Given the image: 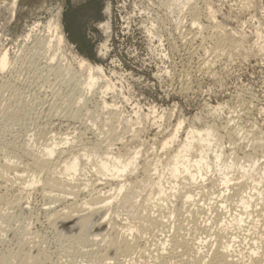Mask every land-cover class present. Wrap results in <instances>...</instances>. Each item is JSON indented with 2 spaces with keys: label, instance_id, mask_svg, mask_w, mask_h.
I'll use <instances>...</instances> for the list:
<instances>
[{
  "label": "rangeland",
  "instance_id": "1",
  "mask_svg": "<svg viewBox=\"0 0 264 264\" xmlns=\"http://www.w3.org/2000/svg\"><path fill=\"white\" fill-rule=\"evenodd\" d=\"M12 1H14L15 4L12 3ZM12 1L0 0V52L2 53L6 50L10 59L7 68H4V70L2 71L0 70V78L2 79H0V84H4V86L7 85L5 87L2 86V90L0 91V163L2 164L8 161L11 166L13 164V166L11 167L13 170L11 168L9 170H5V168L4 174H2L3 167L0 166V177L7 176L6 178H4L7 180V182L2 178L0 179V195H3L0 197H2V199H5L6 197L10 199L9 196L12 197L13 195L15 196V194L16 196H21L16 187L17 184L19 185L21 180L17 181L14 176L20 174L23 178H27L31 174L29 165L25 163L27 162L25 160V157H21L19 159L18 157H14L13 152L15 151V148L20 147L21 144L22 146L23 144L27 145L29 146V148H33L34 146V149H38L40 146V149H42L44 147V144L47 145L53 140L59 141L61 138L63 139L67 136L69 139L73 138V142L75 145H77L78 148H80L83 142L88 141L90 143H93L97 140L100 144L98 142L96 143H98V146L101 147V151L105 150L103 148H106L107 150L111 149L113 152H117L118 150L121 151V148H127L126 150L130 148V150H132L134 146L136 147L138 145V147L142 150V154L138 159V166H141L146 164V162L148 161L149 163H151L157 158L165 159L166 156L163 151H161L159 143L163 141V139L168 137V134L174 129V127H176L177 121L180 118L184 120V124L179 130L178 139L184 138V131L189 125L198 126L200 124L207 123L213 124L215 125V128H218V126L220 127L221 124L222 127H220V131L221 129H223V126L225 124L226 125L224 126V128L226 126L231 127L232 125L238 127L241 126L242 133L240 131V134H243L242 147L244 149H242V147L241 149L239 147H236V145H239V143L241 145V139L239 140V143L236 142V145H234L235 148L232 144H230L229 140L226 137L220 139L219 142L223 146L225 153V155L223 154L224 156L222 158V162H227L230 159L232 160V158L233 160L242 158L240 162H243L245 167L250 164V162H248L249 159L243 160V153L251 152V143L255 135L260 137L261 140L262 138H264V0H207L208 3H206L207 1L205 0ZM192 3H194L196 7H200L197 8L199 10L198 12L200 13H198V16L195 20L197 21V23L195 25L193 24L194 26L191 25V29L193 30L191 31L193 33L196 30V32L198 31L201 36L198 35L197 42L194 41L192 42V44H189L186 39L188 40V38H190L192 35L191 31H188L190 30L188 28L190 27L189 25L191 14H188L189 9H187V7H190ZM108 4L110 5L111 11L109 16L110 18H108L110 28L109 32L105 33L103 29L98 25L107 19V16L103 11ZM183 4L185 6L180 9ZM204 7H209L211 9L208 8L207 11ZM57 11H60L61 14L60 20L66 39L65 44H61L59 49L55 47L48 49L45 44V39L42 40V42L35 44L36 40L42 35H45V37L48 38L47 36L49 35V33H47L45 23L49 20L48 18H51L52 15H55ZM208 12H212V19L210 20L209 18L211 16L209 17ZM206 15L208 17H205ZM35 22H39V25L34 28V26L36 25ZM181 23L184 24L180 25ZM42 25L44 27H42ZM214 26L216 27L215 29ZM198 27H201L200 31V28ZM206 28L209 30H207ZM217 28L221 29V31L224 30L223 34L229 33L234 35V37H236L237 39L242 38L243 47L232 50L228 47L220 46L221 44H217L215 41L216 31L221 33V31H219ZM204 37L205 39L203 40L202 38ZM200 38L201 41L203 40L204 42H201ZM182 40L184 41L181 43ZM213 40L215 41V43ZM102 42L106 43L108 49L107 54L103 57L99 56L96 50L99 44ZM212 43L214 45L216 44L215 47H220L218 48L219 50L217 48L215 49ZM42 45L44 47H42ZM223 47H225L226 49ZM225 51L226 54L224 55ZM52 53H55V57L53 58V60H51L52 62H50L48 57H50ZM72 53L80 54L81 56L87 58L93 64H100L103 67L104 74L106 75L110 83V89L107 91L103 90L105 88L103 85H101V83L96 84L92 88L90 93L87 94L86 99L88 100L83 103V106L86 105L85 108L80 105L81 109L79 110V114L75 116L76 118L78 117L77 120H75L76 118L70 115L72 114V112L70 113L71 109L68 108L70 107L68 106L70 105V103L68 101V98L66 97L68 88L70 89L71 87H73V74H75L76 78H78L80 74V71H78L75 62L71 59ZM192 53L193 55H191ZM203 63L204 65H202ZM58 65L59 67H61V69L63 68L64 70H62L60 74L58 73V71H60L61 69L58 71H56L55 69L56 67L59 68ZM210 71H212L213 74ZM76 73L78 74V76ZM6 82L10 84L8 85ZM104 91L105 93L103 94L102 92ZM102 94L104 98L102 97ZM103 99L110 105L115 104V107H117L116 112L118 113V115L121 114L120 117L118 115L116 116H118L119 118H117L121 121H115L113 119L117 118H113L112 125L108 124L103 126V124H107V122L103 119V116L105 117L106 114V109L105 111L104 109L102 111L101 109L99 110V108H96L99 106L101 108L102 103L99 102H101V100ZM49 103L51 104V106ZM216 106H219V109L215 112H210L212 111L211 109ZM151 107L154 108L155 115L164 113V115L166 116H164V119L160 121V126L162 127H158V125L154 123V114L144 119V115L148 113ZM95 108L97 113L96 111H94ZM85 110L89 113H87ZM134 110H138V115H135L133 113ZM47 113H49L50 115ZM51 115L53 116L51 117ZM56 116L58 117L56 118ZM125 119L127 120L125 121ZM96 120H98L97 124L92 126V122ZM100 121L102 122V125ZM88 125L92 129L88 128L89 130H87V127H89ZM108 131L113 132H111V134H113L111 135V138L108 137ZM223 131L224 130L221 131L222 134L226 130L224 132ZM134 134H136V137H134ZM252 134L254 137L252 136ZM244 139L247 141H245ZM263 140L261 142L263 143L261 145V148L259 147L256 152L252 153L253 155L255 154L259 163L263 162L264 160ZM226 141L228 142L230 147ZM31 143L33 146L31 145ZM176 143L177 142L173 144V147L176 145ZM108 145L109 147H107ZM68 146V144L66 145L61 142L59 143L58 148L64 147V149H66ZM87 146L89 147L91 146V144H87ZM216 146H218V144H216ZM225 146L226 148L227 146L229 148L226 149ZM244 146L248 148L245 149ZM241 152L243 153L241 154ZM14 163H17L18 165H14ZM139 169L133 175H142V172L140 171L141 169ZM234 170L235 169H233L231 173L238 176V173H235ZM257 171H255L254 173L257 174ZM12 173H14L15 175ZM8 175L10 176L9 178ZM257 176L258 175H255V178ZM86 177H92V181H96L94 178L96 176L93 177L91 175L90 177V174H87V176L85 177L82 176L79 179L82 180ZM81 180L77 182H84ZM238 180L241 181L242 179ZM97 181V186L101 184L103 185V182L101 180L100 182L99 180ZM250 181V179L249 181H245L246 183L248 182L250 184H246L248 185V188L245 186L246 191L249 190V186H252V181L254 180H252L251 183ZM11 182H13V185L11 184ZM233 182L237 181L234 180L232 181V183ZM262 184H264V182H262ZM258 186L261 187L262 185ZM263 186L259 189L263 190ZM105 188V190L103 189V191H106L108 189L107 187ZM207 189L208 188L206 187V190ZM206 190L204 189L203 194L206 192ZM231 192L232 190L229 191V194H231ZM245 192L243 194H245ZM144 193L145 191L141 192V197H137V201L138 199L139 201L140 199H143V197L145 196H143ZM203 194H198V196L195 198V204L197 203L199 207L202 206L201 208L205 210H202V212L197 214L196 216L190 215L188 214V212H184L182 216L186 214L185 217L187 218L183 217V230H180V232L182 231L183 234L187 233V236L193 235L196 238L205 237V240L208 239V241L211 239L209 242L214 245V237L212 236V231L217 230H214V228H217V226L219 225V219L224 217L222 215H225V210L223 208L222 209L224 211L221 210V202L217 200L219 198H215L216 192H214L212 195L211 193L208 194V192L204 195ZM42 195L43 194L40 190H32L30 196L26 199L27 201L23 199V201H26V203H23L24 205L22 204L23 207H26L25 210H21L19 209V207H14L16 209H7V205L5 204L7 198L6 200L1 199L5 204L4 206L0 202V210L3 212V214L5 213V216H3L2 219V226H6L5 229L7 230L4 232L0 231V255H7L12 252L13 254L15 253L13 261L14 263L20 264L22 262L21 260H23L25 256H31L32 259H35L34 262L36 261V263L38 264H57L58 262L56 261V259L54 260V256L52 257H54L53 260L55 262H53L52 259L50 260V262L41 258L39 256L38 248H36L34 245L37 244L36 241L42 240V244H40V246L53 251V255H56V253L59 251L56 250L57 248L59 249L58 242L60 241L59 245H63L62 243H67L63 242L59 238L60 236H65L68 233H62V235L59 234L61 232V228L57 227L56 224H51L47 219V214L44 213V209H46L47 206H56V208H60L61 205L59 203H56L58 206L55 203L49 204V200L47 198H44L45 196L43 197ZM261 196L262 195H260L259 200L258 196H254L252 198L255 204L252 203L253 205L252 207H250V209L251 211L256 210L252 213L255 219H257V215L261 213V211L259 210H262V214L259 215L260 217H258V219H262L264 217V209H262L264 204V197H262V199ZM212 197L214 198V200ZM80 198L83 197L80 196L79 199ZM216 201L219 203H217ZM164 202L165 201H163L162 203ZM165 203L162 204L164 205V207L162 208H171V203H169L170 205ZM195 204H193L192 206L194 207ZM207 204L210 207H208ZM180 205V203H172V206H175V208H179ZM197 205H195L194 208L192 206L190 208L195 209L196 207H198ZM229 206L230 208H232L231 211L235 210L234 202H231V205ZM205 207H207L208 209ZM253 207L256 209H254ZM258 207L261 209H259ZM209 208H211V210ZM6 209L7 211H5ZM213 209L216 210L214 211ZM28 210H31L30 212L32 213H30ZM121 211L122 209H120L119 211L120 216L124 214V211ZM153 211H155V209ZM156 212L154 213L156 214ZM213 212H215V214ZM254 212L257 215H255ZM181 213L175 212L174 215H167V217H164V219H162L164 222L163 225L165 224L164 227L166 229L164 227V229L160 228V226L158 228L144 230L145 232L143 231L141 234H138L137 237L140 235L142 236V234L144 233L142 237H139L140 244L138 243V249L132 255V258H135L137 257V255H139V253L141 252L139 250H142V247L145 248L147 245L146 248L151 250L154 248V244H159L160 246L161 242L166 241V239L164 238H169V236L176 229L175 225L177 224V222L174 221V219L176 220ZM204 213L208 214L205 215ZM220 213L221 215H219ZM27 214H29V216L30 214L35 216L28 217ZM103 215V213L101 215H94L92 217L93 219H91V221L88 222L86 226H78V223L77 227H75L74 232H82L85 237L91 239L94 233L100 232L101 230H105L107 228L106 224H103L102 229L96 231L97 229L95 230V225L93 226L92 224L99 223ZM124 216L125 215H122L120 218H124ZM119 217L116 220L118 222L119 220L120 222H124V220L122 221ZM211 217L214 221L211 219ZM217 218L219 219L217 220ZM204 220L208 221V223H201ZM173 222H176L174 226L172 225ZM194 222L198 224L201 223L202 225H208L207 230L205 229L204 231H193L191 226ZM246 224L241 227L242 229H237L236 232V235H239V238L237 237L236 241L241 238L237 241L239 243H237L236 248L243 250V252H246V248L252 245L251 241L254 240L253 232H255V230H253V228L249 224H247L248 226ZM23 226L27 228L30 234L26 232V229L25 232H22ZM88 227L91 229V231H89L90 229ZM185 229L189 230L185 231ZM165 230L168 232L166 233ZM233 231L235 233V230ZM157 232L159 234H157ZM188 232L190 233V235ZM207 234L211 235V237H207ZM160 237H162L163 239H160ZM250 237L253 239L249 240ZM86 240L87 239L82 242L75 241L73 242L74 244L69 243V245L67 243L65 245L66 252L63 248L60 255L66 259L76 260V262H78L77 264H90L91 262L88 259L87 251H91V249L94 250L95 248L97 249L98 246H93L91 245L90 240L87 241L88 243L86 242ZM151 245H153V247ZM149 247L152 248L150 249ZM123 254L124 253L114 252L113 250H110L108 253V258L106 259L107 261L104 260V262H106V264H129L131 263L129 259H131V261L135 260L134 258L127 259ZM67 256L69 257L67 258ZM136 259H138V257ZM245 259L246 257H244V260Z\"/></svg>",
  "mask_w": 264,
  "mask_h": 264
},
{
  "label": "bare ground",
  "instance_id": "2",
  "mask_svg": "<svg viewBox=\"0 0 264 264\" xmlns=\"http://www.w3.org/2000/svg\"><path fill=\"white\" fill-rule=\"evenodd\" d=\"M205 1H207V0H205ZM5 3H6V1H5ZM12 3H14V1H12ZM206 3H208V1ZM184 4L180 7V9H182L185 6ZM193 4L194 3H192V5H190V7L188 6L189 8L187 7V9H189L188 11L190 12V13L188 12V14H191V20H192V21L190 20V25H189L190 27L188 28L190 30H188V31L192 30L191 25H193V24L195 25L197 23V21H195V20L198 16V13H200V12H198L199 10L197 9L200 7H198V6L196 7L195 4L194 5ZM3 5H5V4H3ZM204 6H207V5H204ZM204 8H206V7H204ZM208 8H206V10ZM209 9H211V8H209ZM10 12H11V9H10ZM103 12L107 16V19L105 21L101 22L98 26L100 28H102L105 33H108L109 28H110V23H109L108 18H110L109 16L111 13L109 4L104 8ZM211 13H209V17L211 16ZM11 15H10V17H11ZM60 16H61L60 11H57L55 15H52L51 18H48L49 20L45 23L47 33H49V35L46 33L48 35L47 36L48 38H46L45 35H42L40 38H38V39L36 38L37 40H36L35 44L42 42V40H44V39H45V42H46L45 44H46L48 49H51L52 47L59 49L61 44H65L66 39L64 36ZM205 17H208V16L206 15ZM210 19H212V16L209 18V20ZM191 22H192V24H191ZM38 23H36L34 28L39 25ZM182 24H184V23H181L180 25H182ZM42 27H44V26L42 25ZM183 28H186V27H183ZM198 28H200L199 29V31H200L201 27H198ZM210 28H211V26H210ZM215 28L216 27L214 26V29ZM207 30H209V29H207ZM218 30L221 31V29H218ZM43 31H45V30H43ZM192 31H191V34H192L191 37L188 38V40L185 38L189 44H192V42H194V41L197 42L198 35L201 36V34H199L198 31L196 32V30H195L193 33H192ZM214 31H216V30H214ZM223 32H224V30L221 31V33L216 31L215 41L217 44H219V45L221 44L220 46H225V47H228L232 50L243 47L242 38L237 39L236 37H234V35L229 34V33L223 34ZM3 35H5V34H3ZM26 36H28V35H26ZM182 36H185V35H182ZM186 36H187V34H186ZM38 37H39V35H38ZM202 39L204 40L205 37ZM183 41L184 40H182L181 43ZM200 41H201V38H200ZM213 41H211V42H213ZM215 41H214V43H215ZM215 45H214V47H215ZM42 47H44V46L42 45ZM225 47H223V48H225ZM202 48H203V46H202ZM216 48L217 47H215V49ZM218 48H220V47H218ZM3 50H4V48H3ZM96 50H97V53L99 56H102V57L105 56L107 54V50H108L106 43L105 42L100 43ZM225 54H226V51H225L224 55ZM191 55H193V53ZM54 57H55V53H52L50 55V57H48L49 61L52 62L51 60H53ZM71 59L75 62V65L77 66L78 71H80V74H79L78 78H76L75 74H73V76H74V77L72 76L73 81H74V82L72 81L73 87L70 86L71 88L70 89L68 88L66 97L68 98V101L70 103V105H68V106H70L68 108L71 109L70 113L72 112V114H70V115H72L74 118H76L75 116L77 114H79V110L81 109L80 105L83 106V103H85V101L88 100V99H86L87 94L90 93L92 88L96 84L101 83V85H103L105 88L103 90L107 91L110 89V85H109L110 83H109L108 78L104 74L103 67L100 64H93L87 58H85V57H83L77 53H72ZM9 60L10 59L8 57V53L6 50L3 51L2 53L0 52V70L1 71L4 70V68H7L8 64H9ZM198 62H200V61H198ZM202 65H204V63ZM58 67H59V65H58ZM55 69H56V71H58L61 69V67H59V68L56 67ZM64 69H65V67H64ZM62 70H63V68L60 71H58V73L60 74V72H62ZM67 70H68V68H67ZM210 72L212 73V71H210ZM77 76H78V74H77ZM81 77H83V78H81ZM2 86L5 87L7 85L4 86V84H0V91L2 90L1 89ZM100 91H102V90H100ZM105 91L102 93L104 94ZM103 94H102V97H103ZM247 101H245V102H247ZM99 103H102V105L100 104L101 108H100V106L96 107L97 105L95 107L99 108V110L101 109L102 111H103V109H104V111L106 109L105 113L107 114V116H106V114H105V117L103 116L104 121L107 122V124H103V126L108 125V124L112 125L113 124L112 119L117 118L118 116L120 117V115H121V114L118 115V113L116 112L117 107H115V104L110 105L104 99L101 100V102H99ZM50 106H51V104H50ZM78 106H79V108H78ZM85 106H83V108H85ZM96 108L94 111H96ZM49 109H50V107H49ZM218 109H219V106L213 107L211 109L212 111H210V112H215ZM90 112H91V110H90ZM87 113H89V112H87ZM96 113H97V111H96ZM133 113L135 115H138L137 114L138 110H134ZM47 114H49V113H47ZM153 114H154V116H153L154 123L157 124L159 127L160 121L162 119H164L165 115H164V113L163 114L160 113L159 115H155L154 108L151 107L149 109L148 113L144 115L145 116L144 119L148 118V116L153 115ZM70 115H68V116H70ZM116 115H118V116H116ZM52 116L53 115H51V117ZM57 117L58 116H56V118ZM77 118L75 120H77ZM117 119H113V120L118 121V122L121 121V120H119V119L117 120ZM126 120L127 119H125V121ZM78 121H79V119H78ZM129 121H130V118H129ZM97 122H98V120L92 122V126L97 124ZM100 123L102 125L101 121H100ZM100 123H98V124H100ZM183 124H184V120L180 118L177 121L176 127H174V129L168 134V137L163 139V141H161L159 143L160 144L159 146L161 147V151H163V153L166 156L165 159H167V160L157 158L151 163H149V161L146 162V164L141 165L142 167L138 166L139 165L138 159L142 154V150L138 147V145L136 147L134 146V148L132 150H130V148H128V150H126L127 148L126 149L121 148V151L118 150L117 152H113L111 149L107 150L106 148H103L105 150L101 151L100 150L101 147L98 146L100 143L97 140L96 141L94 140L95 142H93V143H90L88 141H87L88 143L83 142L84 141L83 140L82 144L80 142V144H81L80 148H78L77 145L74 144L73 138L69 139L67 136L63 139L61 138L59 141L53 140L52 142H50L47 145L44 144V147L42 149H40V146H39V148L37 147L38 149H34V146L32 145V143H31V145L33 146V148H31V147L29 148V146L24 145V144L22 146V144H21L20 147L15 148V151L13 152V154H14V157L15 158L18 157V159L21 157H23V158L25 157V160L27 161L25 163H27L29 165V169L31 170V174L27 178H23L22 175H20V174L14 176L17 179V181L21 180L19 185L18 184H17V186L15 185L17 187V190L21 194V196L20 195L16 196V194H15V196L13 195L12 197H10L9 196L10 194H9L8 196L10 199H8V197H6L7 198V200H6L5 197H4L5 199H2V197H0V202L4 206L6 204L7 209L19 207V209L25 210L26 207L25 206L23 207L22 204L26 203V201H27L26 199L30 196L31 191L32 190H40L41 193L43 194L42 196L43 197L45 196L44 198H47L49 200V204L59 203L61 205L60 208H56V206H47L46 209L43 208L44 213L47 214V219L50 221V223L56 224L57 227L61 228L60 229L61 232L59 231L60 232L59 234L62 235V233H64V234H66L65 232L68 233L67 235H65L66 237L64 235L60 236V238H59L60 240H62L63 242H67L69 245V243L74 244L73 242H75V241L76 242H79V241L82 242L85 239H87L86 242L88 240H90L91 245L98 246L97 249L95 248L96 250L91 249V251L90 250L87 251L89 261L91 263H94V264H96V263L97 264H106V262H104V260H106L108 258V253L110 250H113L114 252L124 253L123 255L127 259L132 258V255L136 252V250L138 249V246L140 244L139 237L141 235L138 237H137V235L141 234L144 230H149L152 228L154 229V228H158L160 226H161L160 228H163L165 224L163 225L164 222L162 219H164V217H167V215H170V216L174 215L175 212H178V213L182 212V213L179 214L180 216L176 220L174 219V221L177 222V224L175 225L176 229L173 231V233L171 235L168 233L170 235L169 238L165 237L164 239H166V241L161 240L163 242H161L160 246H159V244L155 245L153 243L154 248L151 249L153 247V245H151L152 247H149L151 250L147 249L146 248L147 245L144 244V245H146V247L145 248L140 247L142 250H139L141 252L139 253V255H137L138 259H136L137 257H135V258L133 257L135 260H132V261H131V259H129L131 262L129 264H264V217L263 218L261 217L262 219H258V217H260L259 215L262 214V210H259L261 208L258 207L259 209H257V210L261 211L260 214L257 215L254 212L255 215L258 216L257 219H255V217H253V214H252L253 211H256V210L252 209L253 211H251V209H250V207H252V205L255 204V202H253V200H252V198L254 196H258V200H259L260 195H262L261 198L264 197L263 196L264 195V186H263L264 184H262V182H264V180H263L264 179V160H263V162L259 163L255 154L254 155L252 154V153L256 152L259 147L261 148V145L263 144L261 142L264 138H262V140H261L260 137H258L256 135L254 137L252 134V136L254 138H253V141L251 143V145H252L251 152H244V153L241 152V154L243 153V156H242L243 160L249 159V161L248 160L247 161L250 162V164H248V166L245 167L244 163L240 162V160L242 158L241 159L238 158V159H234V160H233V158H232V160L229 158L230 159V160H228L229 162L227 160H225L227 162H222L223 161L222 158L225 155V153H224L223 146L219 142L220 139H223L226 137L229 140L230 144H232L234 146V145H236V142L239 143V140L241 139L240 140L241 145H240V143H239L240 146L238 144H237L238 146L236 145V147H239L241 149V147L243 145V143H242V138H243L242 135L243 134L242 135L240 134V131L242 129V127L240 125L239 126L241 128L238 126H233V125L231 127L226 126L224 128V126L226 125L225 124L223 126V129H221V131L226 130L225 132L223 131L224 132L223 134L220 131V127H222L221 124H220V127L218 126V128H215V125H213V124H207V123L200 124L198 126L189 125L187 127V129H185V131H184V138L178 139V133H179V130L182 128ZM237 124H235V125H237ZM90 126L87 127V130H89L88 128H90ZM160 127H162V126H160ZM90 129H92V128H90ZM243 130H244V127H243ZM111 132L108 131V133H109L108 137H110V138L112 137L111 135H113V134H111ZM241 133H242V131H241ZM114 135H115V133H114ZM54 136H55V134H54ZM102 136H104V135H102ZM108 137H107V139H108ZM134 137H136V134H134ZM245 139H247V138H245ZM77 140H79V139H77ZM116 140H118V139H116ZM245 141H247V140H245ZM61 142H63V144H66V145L68 144L69 146L66 149H64V147L58 148L59 143H61ZM96 142H98L99 144ZM175 142H177V143L173 147V144ZM26 143H28V142H26ZM106 143H108V142H106ZM87 144H91V146L88 147ZM216 144H218V146H216ZM227 144H228V142H227ZM103 145H104V143H103ZM246 145H249V144H246ZM107 147H109V145ZM229 147H230V145H229ZM229 147L227 146V148H229ZM225 148H226V146H225ZM234 148H235V146H234ZM246 148H248V147H245V149ZM242 149H244V148L242 147ZM263 151H264V149H263ZM227 156H229V155H227ZM254 158H256V159H254ZM23 161H24V159H23ZM15 164H17V163H14V165ZM0 166L3 167V173L2 174H4V169L6 168L5 170H7V169L9 170L13 166V164L11 166L10 163H8V161H7V162L2 163V164L0 163ZM139 167L141 170L139 169ZM16 168H15V170H16ZM27 169H28V167H27ZM138 169L142 172L141 173L142 175H140V176H138V174L133 175L134 173H136L138 171ZM233 169H235L234 170L235 173H238V176L234 174L236 176L235 177L231 173L233 171ZM0 170H1V167H0ZM151 171H153V172H151ZM255 171H257L258 173L255 174L254 173ZM0 173H1V171H0ZM12 174H14V173H12ZM87 174H90V177H91V175L93 177L96 176V177H94L95 180L96 181L99 180V182L101 180L103 182V185L101 184V185L97 186L96 181L93 180L95 183L92 181V179H91L92 177L91 178L86 177L82 180L79 179L82 176H84V177L87 176ZM254 174L258 175V176L255 178ZM6 177L2 176V177H0V179L2 178L5 181L6 179H4V178H6ZM9 177L10 176L8 175V178ZM238 179H242V180L239 181ZM249 179L251 181L252 180H254V181H252L253 182L252 186H249V190L246 191L245 186L246 187L248 186V185H246L248 182L246 183L245 181H249ZM79 180L84 181V182H82V183L77 182ZM234 180L237 182L232 183V181H234ZM251 181H250V183H251ZM6 182H7V180H6ZM12 183L13 182H11V184ZM258 185H262L263 190L262 189L260 190L259 188H261L262 186L259 187ZM102 186H104V187H102ZM257 186H258V188H257ZM97 187H100V188H97ZM105 187H107L108 189L106 191H103V189ZM206 187L208 188L207 190H206ZM8 188H10V187H8ZM204 189L206 190L205 193L208 192V194L211 193V195L214 192H216L215 198L220 199V200L219 199H217V200L219 202H221L220 203L221 210H223V209L225 210V212H224L225 215H222L224 217H222L220 219L217 218V220L218 219L220 220V221H218L219 225L217 226V228H214V230L215 229H217V230L212 231V233H213L212 236L214 237L213 241H214L215 246L209 242L211 239L208 241V239L205 240L206 239L205 237L201 238L198 236L199 238H196L195 236L190 235L189 232L188 233L190 236H187V233L183 234L182 231L180 232V230H183L182 229L183 222H184L183 217H185V215H186L185 214L184 216H182L184 212H186V213L188 212V214L195 215V216L202 212V210H203L201 208L202 206L199 207L197 205V203L195 204V200H196L195 198L198 196V194H200V193L203 194ZM142 190L145 191V193L143 194V196L144 195L145 196L144 197L142 196L143 197L142 200L140 199V201H139V199H138V201H137V197H139L141 195V192H144ZM230 190H232L231 194H229ZM2 192H3V190H2ZM11 192H13V191H11ZM17 192H15V193H17ZM244 192H245V194H243ZM0 196H3V195L1 194ZM80 196L83 198L79 199ZM1 199L6 200L5 204L3 203L4 201L2 202ZM23 199H25L26 201H23ZM213 200H214V198H213ZM163 201L166 202V203L164 202L165 204L171 203V208H169V209L168 208H162V207H164V205H162V204H164V203H162ZM173 202H175L176 204L180 203L181 204L180 207L175 208V206H172ZM219 202H217V203H219ZM231 202L235 203V208H234L235 210L234 211H231L232 208H230V206H229V205H231ZM211 203H212V201H211ZM49 204H47V205H49ZM193 204L197 205L199 208L198 207H196L195 209L190 208ZM195 205H194V207H195ZM258 205H259V203H258ZM208 207H210V206L208 205ZM16 208H14V209H16ZM205 208H207V207H205ZM213 208H215V207H213ZM256 208H254V209H256ZM7 209L5 211H7ZM120 209H122V211H124V214L121 213L122 215H125L124 218L123 217L120 218L122 216V215L121 216L119 215ZM154 209H155V211H153ZM209 209L211 210V208H209ZM262 209H264V204H263ZM221 210H220V212H221ZM154 212H156V214ZM30 213H32V212H30ZM102 213L104 215L101 217L100 222L99 223H92V224H93V226L95 225V230L97 229L96 231L102 229L103 224L104 225L106 224L107 228L105 230H101L100 232L94 233L92 235L91 239H88L87 237H85V235L82 232H79V233L74 232L75 227H77L78 223H79L78 226H86L87 223L90 222L91 219H93L92 217L94 215H101ZM213 213L215 214V212H213ZM4 214L0 210V231H2V232L7 230V229H5L6 226L5 227L2 226V221H3L2 219H3V216H5ZM207 214H205V215H207ZM27 215H28V217H30V216L34 217L35 216V215L33 216L31 214H30V216H29V214H27ZM219 215H221V213ZM10 216H11V214H10ZM118 217L122 221L124 220V222H120V220L118 222L116 220ZM6 218H7V216H6ZM185 218H187V217H185ZM211 219H212V217H211ZM30 220H31V218H30ZM199 220H200V218H199ZM206 220H204L205 222L203 221L201 223H206V222L208 223V221H206ZM49 221H48V223H49ZM169 221H170V219H169ZM171 221H173V220H171ZM175 223L173 222L172 225L174 226ZM191 223H192V221H191ZM246 223L249 224L253 228V230H255V232H253L254 235L251 234V235H253V238H254V240L251 241L252 245H250V246H248V248H246L247 249L246 252L245 251L243 252V250L236 248L237 243H239L237 241L241 239L240 238L236 241L237 237L239 236V235H236V232H237V229H242L241 227H243ZM200 224L194 222L191 226L193 231H198V230L204 231L205 229L207 230L208 225H206V224L200 225ZM27 227H28V224H27ZM91 227H92V225H91ZM22 228H21L22 232L23 231L25 232V229H26V232H28L27 228H25L24 226ZM247 229H248V227H247ZM188 230L185 229V231H188ZM233 230H235V233ZM243 230H244V228H243ZM89 231H91V229ZM193 231H192V234H193ZM158 232H157V234H159ZM167 232L168 231H166V233ZM208 232H210V231H208ZM28 233L30 234V232H28ZM196 233H194V234H196ZM25 234H27V233H25ZM143 234H142V236H143ZM234 234H235V236H234ZM238 234H239V231H238ZM33 235H35V234H33ZM197 235H199V234H197ZM208 236L211 237V235L207 234V237ZM253 238L250 237L249 240H251ZM144 239H146V238H144ZM160 239H163V238L160 237ZM36 242H37V244L34 246L36 248H38L39 256L41 258H43L47 261H50L51 259L53 260V258L55 257L54 260L56 259V261L58 262L57 264H77L78 263L74 259H66L60 255L63 248L64 249L66 248L65 245L67 243L66 244L62 243L63 245H59L60 244V241H59L58 242L59 243L58 244L59 249L58 248L56 249L59 251L56 253V255L55 254L53 255V251L48 250V249L40 246V244H42V240H38ZM156 243H157V241H156ZM165 244H167V245H165ZM71 246H73V245H71ZM141 246H142V244H141ZM246 247H247V245H246ZM203 248L206 250H204ZM67 251H69V250H67ZM65 252H66V249H65ZM137 253H138V251H137ZM14 254H13V252L10 254H7V255L1 254L0 255V264H17V263L13 262L14 261ZM52 256H54V257H52ZM69 256H67V258ZM65 257H66V254H65ZM244 257H246L247 260L246 259L244 260ZM34 260L35 259H32L31 256H25V258L23 260H21L22 262L20 261L21 262L20 264H38V263H36V261L34 262ZM54 260H53V262H55Z\"/></svg>",
  "mask_w": 264,
  "mask_h": 264
}]
</instances>
